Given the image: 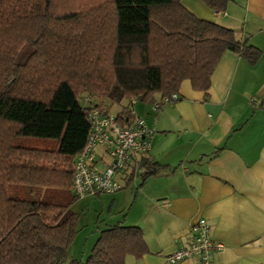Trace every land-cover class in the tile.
I'll list each match as a JSON object with an SVG mask.
<instances>
[{"label": "trees", "instance_id": "obj_1", "mask_svg": "<svg viewBox=\"0 0 264 264\" xmlns=\"http://www.w3.org/2000/svg\"><path fill=\"white\" fill-rule=\"evenodd\" d=\"M223 13L230 0H200ZM227 53L256 65L259 49L201 20L182 0H0V264H64L81 215L74 163L91 130V107L130 120L189 81L207 93ZM126 103V106H123ZM159 104V105H160ZM144 184L166 166L144 160ZM135 179L131 176L128 185ZM148 254L135 226L101 230L85 261L126 264Z\"/></svg>", "mask_w": 264, "mask_h": 264}, {"label": "crops", "instance_id": "obj_2", "mask_svg": "<svg viewBox=\"0 0 264 264\" xmlns=\"http://www.w3.org/2000/svg\"><path fill=\"white\" fill-rule=\"evenodd\" d=\"M182 4L197 18L233 30L262 56L251 65L225 54L207 93L185 81L176 102L160 104V95L154 106L136 101L135 114L154 131L147 159L167 168L144 184L141 177L130 185L123 178L120 192L83 199L90 211H100L94 238L116 225L139 227L148 254L128 256L126 264H164L205 219L213 239L226 246L212 264H264V0H230L223 13L200 0Z\"/></svg>", "mask_w": 264, "mask_h": 264}, {"label": "built area", "instance_id": "obj_3", "mask_svg": "<svg viewBox=\"0 0 264 264\" xmlns=\"http://www.w3.org/2000/svg\"><path fill=\"white\" fill-rule=\"evenodd\" d=\"M178 95L166 98L165 103L176 102ZM91 107L90 134L85 148L74 163L72 192L79 199L100 195H114L124 189L121 179L141 177L144 160L152 150L154 131L146 121L138 117L130 104V120L125 116L103 113L99 101L91 96L83 99ZM191 241L168 255L164 264H179L190 259H199L201 264H212L215 256L226 246L212 237V228L207 220L200 219L191 228Z\"/></svg>", "mask_w": 264, "mask_h": 264}, {"label": "rangeland", "instance_id": "obj_4", "mask_svg": "<svg viewBox=\"0 0 264 264\" xmlns=\"http://www.w3.org/2000/svg\"><path fill=\"white\" fill-rule=\"evenodd\" d=\"M87 95L89 94H82L80 98ZM92 96L99 100L98 96ZM80 102L83 103V99H80ZM123 106H126V103ZM120 110L121 107L116 105L111 109L110 113L118 115ZM86 202V200H81L80 203L74 209V211L80 213V215L82 216V221L78 225L77 237L75 239V243L73 242L74 245L71 248L69 259L64 264H70L72 260L84 261L90 255L95 243L97 242L94 236L97 235V227L101 224V222L98 220L100 211L96 206V208L94 207L92 208L93 210L90 211L88 209V206L86 205Z\"/></svg>", "mask_w": 264, "mask_h": 264}]
</instances>
